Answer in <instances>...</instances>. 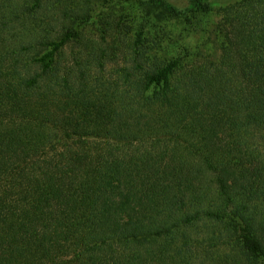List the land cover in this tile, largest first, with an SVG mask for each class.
I'll return each mask as SVG.
<instances>
[{"label":"trees","instance_id":"16d2710c","mask_svg":"<svg viewBox=\"0 0 264 264\" xmlns=\"http://www.w3.org/2000/svg\"><path fill=\"white\" fill-rule=\"evenodd\" d=\"M129 1L93 2L120 47L64 65L100 10L0 0V264H264V0H141L219 14L178 55L129 37Z\"/></svg>","mask_w":264,"mask_h":264},{"label":"rangeland","instance_id":"374dc122","mask_svg":"<svg viewBox=\"0 0 264 264\" xmlns=\"http://www.w3.org/2000/svg\"><path fill=\"white\" fill-rule=\"evenodd\" d=\"M96 1V0H94ZM93 0H90L91 10L96 12L100 10L101 18H91L90 20L86 21L85 23L76 24L73 28H77V33L83 37V40L88 41L86 45L83 46L78 45V41L70 42L63 50V57L62 62L64 65L72 64L71 58V51L78 52L83 50V48H89L87 51L83 50V55L81 57V61L87 56L86 53L91 52L92 44H97L98 46L102 47L106 44H113L116 43L119 46V42L116 39V35H118L117 30L114 28L110 30H106V26L103 25L104 15L107 12L106 7H98ZM226 2L231 0H224ZM95 4V5H93ZM154 3L148 4L147 2H142L141 0H130L129 2L121 3V4H111L110 7L112 8V14L115 15L117 18L123 16L121 23H126V28H128V24H132V30L129 31V37L135 38L137 33H141V39L148 41V42H158L159 50L171 52L175 55L180 54L181 50L184 48V44H188L191 46L193 50L196 48L195 45L201 43V38L205 40L207 37V33H209L208 39V47L211 45L212 39L214 38L211 33H213V29L217 21L219 20V14H211L208 17L204 18L201 22H196L195 20L190 21L189 24L183 21L182 18L178 16H169V12H161L159 10L160 4H157V8L154 7L152 11ZM178 7H185V3L180 2L177 3ZM54 18H58V11H55L53 14ZM43 17V16H42ZM41 17V19H42ZM122 18V17H121ZM205 25L208 29H205L206 32L203 34V31L197 30L203 28L202 26ZM104 29V30H103ZM51 33L55 36L60 34L62 31L59 27L58 21L52 23ZM142 30V31H141ZM81 41V40H79ZM207 44H202L205 46ZM210 48V47H209ZM211 49V48H210ZM121 48L115 49V52H118L116 56H114L113 60L103 59L100 61V65L105 67L106 74H108V78H115V71L116 68L121 67L125 63V59H121ZM212 51V50H211ZM218 50L216 49V52Z\"/></svg>","mask_w":264,"mask_h":264}]
</instances>
